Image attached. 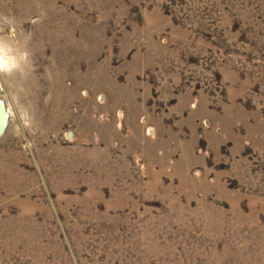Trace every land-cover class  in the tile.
I'll list each match as a JSON object with an SVG mask.
<instances>
[{"label": "rangeland", "instance_id": "374dc122", "mask_svg": "<svg viewBox=\"0 0 264 264\" xmlns=\"http://www.w3.org/2000/svg\"><path fill=\"white\" fill-rule=\"evenodd\" d=\"M0 52V264H264V0H0Z\"/></svg>", "mask_w": 264, "mask_h": 264}, {"label": "bare ground", "instance_id": "6f19581e", "mask_svg": "<svg viewBox=\"0 0 264 264\" xmlns=\"http://www.w3.org/2000/svg\"><path fill=\"white\" fill-rule=\"evenodd\" d=\"M1 53V52H0ZM12 53V52H11ZM3 56V55H2ZM6 59V58H5ZM12 60V59H11ZM5 61H7V59L5 60ZM9 61V60H8ZM13 61H14V59H13ZM3 59L2 58H0V70L3 68V66L5 65V64H3ZM5 63V62H4ZM8 63V62H7ZM6 63V65L8 66V64ZM11 63V62H10ZM9 63V65H11ZM15 63V62H14ZM6 65L4 66V67H6ZM22 68V67H21ZM4 69V68H3ZM6 71H7V69H6ZM0 72H2V71H0ZM3 79V78H2ZM3 82V81H2ZM1 82V83H2ZM0 83V89H1V87H2V84ZM5 86V85H4ZM1 96V95H0ZM0 100L3 102V104H4V110H5V113H7V121L5 122L6 124H5V127H4V129H3V131H2V133H1V135H0V139H2V137H3V135H4V133H6V129H8L7 128V126L8 125H10V123L8 124V122H9V120L11 119V117H13V115L10 117V109H9V105L8 106H6V102L5 101H3L2 100V98L0 97ZM7 101V100H6ZM5 102V103H4ZM8 102V101H7ZM9 103V102H8ZM10 107H11V105H10ZM12 111V110H11ZM14 118V117H13Z\"/></svg>", "mask_w": 264, "mask_h": 264}, {"label": "water", "instance_id": "95a60500", "mask_svg": "<svg viewBox=\"0 0 264 264\" xmlns=\"http://www.w3.org/2000/svg\"><path fill=\"white\" fill-rule=\"evenodd\" d=\"M7 113H5V110H4V104L3 102L0 100V135L5 127V122H6V119H7Z\"/></svg>", "mask_w": 264, "mask_h": 264}]
</instances>
